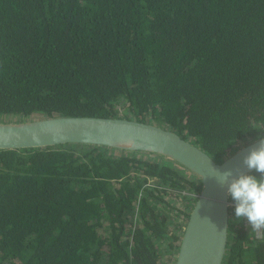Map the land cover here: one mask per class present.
Returning a JSON list of instances; mask_svg holds the SVG:
<instances>
[{
	"label": "trees",
	"instance_id": "obj_1",
	"mask_svg": "<svg viewBox=\"0 0 264 264\" xmlns=\"http://www.w3.org/2000/svg\"><path fill=\"white\" fill-rule=\"evenodd\" d=\"M121 102L216 159L263 135L264 0H0V113L117 117ZM148 153L0 149V264H174L189 212L159 191L192 209L201 184ZM228 225L222 264H264V229Z\"/></svg>",
	"mask_w": 264,
	"mask_h": 264
},
{
	"label": "water",
	"instance_id": "obj_2",
	"mask_svg": "<svg viewBox=\"0 0 264 264\" xmlns=\"http://www.w3.org/2000/svg\"><path fill=\"white\" fill-rule=\"evenodd\" d=\"M64 142L161 154L198 177L201 189L186 221L174 264H222L228 240L230 201L227 186H221L214 175L216 169L235 172L241 168L246 172L242 161L255 146L256 138L216 159L192 138H183L170 127L140 119L55 114L0 122V149Z\"/></svg>",
	"mask_w": 264,
	"mask_h": 264
},
{
	"label": "clouds",
	"instance_id": "obj_3",
	"mask_svg": "<svg viewBox=\"0 0 264 264\" xmlns=\"http://www.w3.org/2000/svg\"><path fill=\"white\" fill-rule=\"evenodd\" d=\"M260 133L264 129L257 128ZM236 138L230 143H235ZM243 167L214 175L221 186H227V194L234 201V218L247 221L252 231L264 229V135L256 137L255 146L244 156Z\"/></svg>",
	"mask_w": 264,
	"mask_h": 264
},
{
	"label": "rangeland",
	"instance_id": "obj_4",
	"mask_svg": "<svg viewBox=\"0 0 264 264\" xmlns=\"http://www.w3.org/2000/svg\"><path fill=\"white\" fill-rule=\"evenodd\" d=\"M117 112H118L119 116L128 115L129 113H128L127 109H126V103L121 102L117 106ZM37 116H42V114L41 113H33L28 118H33V117H37ZM28 118H25L21 114L0 113V122H15V121L27 120ZM148 121L153 122L152 119H149ZM250 140H252V138H248L246 140H238V141H236L233 144L232 149L228 152L227 155H229V154L233 153L234 151L238 150L239 148L243 147ZM148 154L150 156L154 157L155 159H160L161 158V156H159L157 154H154V153H148ZM183 175H186V176H188L190 178H196L195 175H193L192 173L188 172L185 169H184ZM158 188H160V186H158ZM159 192H160V194L162 196V199L160 200V203L164 207L166 206V208H169L170 211H172V213L175 215V217L182 219L183 216H184L183 213H188V212L190 213L191 209L187 206L186 201H184L177 192H168V191H164L163 189H160ZM186 193L188 195H193L194 194V193L189 192V191H187ZM229 201H230V206L234 205V203L230 200V197H229ZM234 215H235V211L231 210L229 212V219H233ZM244 223L249 226V224L247 223L246 220L244 221ZM228 228L233 231L236 228V226L235 225H231V226L228 225ZM259 233H260V231L256 232L257 235H259ZM173 252H174V250H173Z\"/></svg>",
	"mask_w": 264,
	"mask_h": 264
},
{
	"label": "built area",
	"instance_id": "obj_5",
	"mask_svg": "<svg viewBox=\"0 0 264 264\" xmlns=\"http://www.w3.org/2000/svg\"><path fill=\"white\" fill-rule=\"evenodd\" d=\"M257 235V234H256ZM259 235H260V233H259Z\"/></svg>",
	"mask_w": 264,
	"mask_h": 264
}]
</instances>
